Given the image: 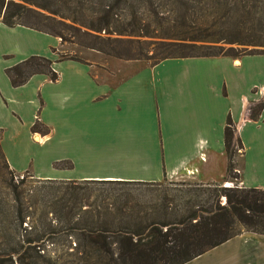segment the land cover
I'll return each mask as SVG.
<instances>
[{
    "label": "trees",
    "instance_id": "1",
    "mask_svg": "<svg viewBox=\"0 0 264 264\" xmlns=\"http://www.w3.org/2000/svg\"><path fill=\"white\" fill-rule=\"evenodd\" d=\"M0 22L150 66L264 54V0H0ZM138 38L155 39L149 55ZM3 72L11 87L32 75L57 79L51 61L38 55ZM262 107L249 105L248 118ZM232 140L242 149L227 115L226 179L237 178ZM9 176L8 200L0 201V264H183L241 232L264 236V189Z\"/></svg>",
    "mask_w": 264,
    "mask_h": 264
},
{
    "label": "crops",
    "instance_id": "2",
    "mask_svg": "<svg viewBox=\"0 0 264 264\" xmlns=\"http://www.w3.org/2000/svg\"><path fill=\"white\" fill-rule=\"evenodd\" d=\"M57 47V37L0 22V150L12 171L55 180L222 182V130L229 115L242 146L238 186L264 189V56L242 57L238 64L219 56L153 66L128 60L106 68L55 61L50 50ZM31 55L49 59L57 79L32 75L11 87L4 68ZM256 58L262 62L255 67L250 61ZM222 61L251 68L255 78L247 82L240 75L229 87L221 79ZM167 63L181 68L167 76ZM260 101L257 118L249 119L248 105ZM35 120L45 134L30 131ZM44 150L45 169L35 159ZM61 162L62 169L56 167ZM183 264H264V236L241 232Z\"/></svg>",
    "mask_w": 264,
    "mask_h": 264
},
{
    "label": "rangeland",
    "instance_id": "3",
    "mask_svg": "<svg viewBox=\"0 0 264 264\" xmlns=\"http://www.w3.org/2000/svg\"><path fill=\"white\" fill-rule=\"evenodd\" d=\"M79 38V37H78ZM139 42H140V48L141 49H146V54L149 55L150 54V50H151V44H147L148 42H151V40H155V39H152V38H138ZM134 46H136L134 44ZM237 47V54H242L243 52H240V48L241 46H235ZM246 49H251V47H246ZM259 49V47H258ZM51 53L55 55V61H62V60H69V59H61V57H70V58H73V59H77V60H80V61H83V62H86L88 64H93V65H96L98 67H110L112 64H114L116 61H128V60H120V59H115V58H112V57H109V56H106V55H103L97 51H94V50H91V49H87L85 47H81L73 42H62L60 43L59 41V47L56 48H52L51 50ZM246 56H264V54H254V55H241V56H238L237 58H231L232 61L235 59V60H239L240 58L242 57H246ZM264 60V59H263ZM74 61V60H72ZM136 61H140V62H143L145 64H149V62L147 60H136ZM224 61H222L220 63V65L222 66L223 70L221 71V79L225 82V84L231 85V81L233 79H237L240 77V75H243L244 78L246 79L247 82H251L252 79L255 78V75L252 74V69L247 67V66H242L240 68H235V67H232L231 65H225V63H223ZM253 66L255 65H258V64H261L262 62V58H256V59H251L250 61ZM173 63V62H171ZM178 68H177V67ZM256 67V66H255ZM255 67H253L255 69ZM181 66L179 65H174V64H170V63H167L165 65H163L162 67V71L163 73H165L167 76H169L170 74H174V72H177L178 69H180ZM208 70H210V66H207ZM211 69L215 72H217L219 70V66L218 64H214V67L211 66ZM215 69V70H214ZM198 70H201V69H198ZM218 74V73H217ZM215 77V76H214ZM219 77V76H218ZM216 81L219 78L215 77ZM223 91V90H222ZM250 92L253 93L254 92V88H251L250 89ZM261 102V101H260ZM249 106V105H248ZM247 112V110H246ZM35 131L38 132V133H46L47 130L44 126L40 125L38 122L36 124V127H35ZM34 133V132H32ZM248 132H244L243 135L244 137L247 135ZM234 136L235 135V129H234ZM33 141L34 138H33ZM232 150H233V153H232V161H233V165H234V171H235V175L237 176L236 179H226L224 181H220L218 183H214V184H218L219 186H223L224 187V184L227 183V185L225 186H238V165L240 163V156H241V149H238L234 140H232ZM45 148V146H44ZM34 153V152H32ZM37 156V155H36ZM37 160V165L40 167V168H44L47 167V162H48V159H49V155H48V152L46 150H44L43 154H41V157L39 158H35ZM60 166H63V163L61 162L59 164ZM10 172H12L13 175H19V176H25L26 179H30V180H35L36 178H33V177H29L28 178V175L31 176L30 174V171L27 169L25 171H21V172H15V171H12L6 164V162L4 161L3 158H0V201L2 202H6L8 200V190H9V185L10 182L9 179H10ZM173 182H180V183H183V184H188V185H193V184H198L196 183L195 181L193 180H190V179H176V180H173ZM220 202L222 203L223 202V199L221 198Z\"/></svg>",
    "mask_w": 264,
    "mask_h": 264
},
{
    "label": "bare ground",
    "instance_id": "4",
    "mask_svg": "<svg viewBox=\"0 0 264 264\" xmlns=\"http://www.w3.org/2000/svg\"><path fill=\"white\" fill-rule=\"evenodd\" d=\"M235 63L238 64L239 60H236ZM35 136H36V139L39 140V136L38 135H35Z\"/></svg>",
    "mask_w": 264,
    "mask_h": 264
},
{
    "label": "water",
    "instance_id": "5",
    "mask_svg": "<svg viewBox=\"0 0 264 264\" xmlns=\"http://www.w3.org/2000/svg\"><path fill=\"white\" fill-rule=\"evenodd\" d=\"M233 61L235 62V59Z\"/></svg>",
    "mask_w": 264,
    "mask_h": 264
}]
</instances>
